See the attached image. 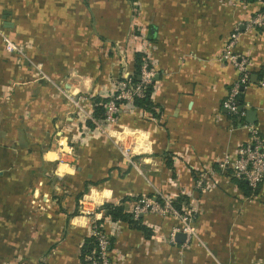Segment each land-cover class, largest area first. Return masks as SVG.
<instances>
[{
    "label": "rangeland",
    "instance_id": "obj_1",
    "mask_svg": "<svg viewBox=\"0 0 264 264\" xmlns=\"http://www.w3.org/2000/svg\"><path fill=\"white\" fill-rule=\"evenodd\" d=\"M218 1L237 7L253 0ZM255 1L259 8L242 23L248 34L257 35L264 19L261 26L253 20L264 13V0ZM156 10L154 0H0V48L5 52L0 64V264H81L79 244L90 232L102 239L114 236L118 245L88 264L124 263L146 255L144 234L104 217L105 202L139 211L153 242L168 243H175L177 231L187 233L186 243L196 239L200 203L216 191L240 200L246 211L264 208V177L259 193L250 197L224 183L234 175L228 165L239 157L240 149L264 144L259 129L245 125L239 114H228L227 124L231 134L240 136L239 143L212 157V162L199 160L185 145L171 148L169 142L164 151L155 152L149 134L140 146L138 130L145 128L150 116L122 102L123 96L117 98L118 116L111 107L110 118H92V96L102 95L110 102L116 94L126 93L121 83L133 72L135 52L143 53V61L152 65L150 71L142 68L140 78L148 82L156 77L152 51L158 40L151 24V18L159 16ZM236 27L237 23L217 55L237 73L225 97L254 67L252 46L239 51L237 42L229 49ZM225 50L228 60H223ZM238 54L243 62L241 57L232 58ZM249 80L248 76L245 84ZM137 89L129 83L130 91ZM89 118L95 127L86 125ZM108 168L112 176L100 183ZM87 178L94 182L87 192L96 186L110 190L109 196L97 203L83 194L76 202ZM74 212L84 220L71 227ZM101 218L104 232L95 224ZM255 263L264 264V259Z\"/></svg>",
    "mask_w": 264,
    "mask_h": 264
},
{
    "label": "crops",
    "instance_id": "obj_2",
    "mask_svg": "<svg viewBox=\"0 0 264 264\" xmlns=\"http://www.w3.org/2000/svg\"><path fill=\"white\" fill-rule=\"evenodd\" d=\"M154 4L159 16L151 18L155 27L154 36L158 40L157 47L152 51L156 67L152 99L161 110L158 118L143 112L149 114L150 119L144 129L138 130V144L143 147L149 134L155 152L164 151L165 144L169 142L171 148L179 149L185 145L183 148H192L199 160L212 162V157L239 143L240 136L228 130V113L222 107V99L237 73L230 65L217 59L235 23L242 32L237 49L244 51L252 46L254 66L249 74V83L239 95L243 108L239 115L245 125L257 127L264 136V26L257 35L248 34L242 23L255 13L259 3L257 5L253 0L230 7L218 0H154ZM94 16L90 11L92 21ZM4 58L5 52L0 48L2 65ZM87 82L85 88L86 85L88 88L91 86ZM249 108L256 113L253 123L246 121L245 110ZM130 131L135 132L134 129ZM162 164L166 165V160ZM175 165L172 161V166ZM106 171V179L95 181L107 182L112 170L108 168ZM86 181L90 179H85L84 183ZM224 183L230 189V183L238 189L231 179ZM109 191L91 186L84 198L100 203L109 196ZM212 196L201 200L195 223L196 239L186 243V235L182 242L175 240V243H168L153 242L151 236L144 237L146 255L129 257L124 263L114 264H220L234 257L238 264L262 261L264 208L246 211L239 205L240 200L224 192L216 191ZM43 198L47 201V193ZM83 220V216L75 215L69 220L70 226L80 225ZM164 228L168 229V225ZM117 245L115 237L114 251ZM251 256L253 260H250Z\"/></svg>",
    "mask_w": 264,
    "mask_h": 264
},
{
    "label": "trees",
    "instance_id": "obj_3",
    "mask_svg": "<svg viewBox=\"0 0 264 264\" xmlns=\"http://www.w3.org/2000/svg\"><path fill=\"white\" fill-rule=\"evenodd\" d=\"M133 72L131 75H129V82L133 85L137 86L138 84H141V91L140 94L134 93L132 96V100L128 102L125 99H122V102L127 103L128 105H131L136 110L148 112L151 114L152 117L158 118L160 116V110L161 107L154 103L152 99V92L154 91V85L153 81L151 80L149 83H141L140 75L142 73V68L144 65L143 61V53L141 52H135L133 55ZM146 69L151 70L152 65L150 63H146L145 66ZM121 77H122V73ZM123 79V78H121ZM126 80V78H125ZM109 99L108 97H103L102 95H94L91 97V105H92V118L98 121H101L106 116V108L107 103ZM120 100H116L115 104L118 107V111L116 112V115L118 116L120 113ZM239 102L242 104V97L239 100ZM240 114V113H238ZM235 115V114H230ZM240 120L243 121V118ZM86 125L88 127H95V123L92 121L91 118L86 119ZM171 164V161H168V165ZM171 166V165H170ZM264 177V176H263ZM231 180L235 183V185L238 187V189L242 192V194L245 197H250L252 195H257L260 191L262 180L255 186L249 185V183L240 177L232 176ZM90 181H86L84 183V189L83 191H80L76 195V202L77 200L87 192L88 184ZM104 217H109L111 221H120L125 222L128 225H130L132 228L141 231L145 237H150L152 231L149 229L148 226H146L143 223V215L137 214L135 215L131 210L126 208L123 204H113L109 202H105L102 205ZM62 210V209H61ZM76 215V212L72 214V216ZM70 216L67 215L65 218V222L67 223ZM102 218L95 221V224L98 225V231L104 232L103 227L101 226ZM108 244L106 245V251H110L109 254L112 252L114 247V236H107ZM100 256V246H99V237L95 232H90L89 235H86L83 237L81 243L79 244V261L81 264H88L94 257ZM110 256V255H109ZM111 259V256H110ZM109 261V259H108ZM110 264V261H109Z\"/></svg>",
    "mask_w": 264,
    "mask_h": 264
},
{
    "label": "built area",
    "instance_id": "obj_4",
    "mask_svg": "<svg viewBox=\"0 0 264 264\" xmlns=\"http://www.w3.org/2000/svg\"><path fill=\"white\" fill-rule=\"evenodd\" d=\"M244 1V0H242ZM263 19H264V13L263 14H258V18L254 19L253 21L258 25L261 26L263 23ZM255 27V26H254ZM239 27H236L234 29V32L231 34L230 36V44H229V49H231V46H234L237 42H238V38L239 35L241 34L240 31H238ZM226 53H224V59L223 60H228V54H227V50H225ZM242 58V56L240 54L238 55H232V58L235 60L237 58ZM243 60H241V62H243ZM146 63H144L143 68H145ZM245 70H247V67L243 68ZM148 70V69H146ZM150 71V70H149ZM143 72V69H142ZM250 74V73H249ZM248 73L245 72L243 74V77H241L240 80H238V82L235 85V90H233L232 92H230L225 99L222 101V107L227 111L228 114H238L240 113L238 111L240 104H239V93L241 90V87L245 86V82L247 81L248 78ZM126 80H123L121 83V86L125 89L126 88V93L123 94L122 91V95H117L116 94V99H114L113 101H108L107 103V108H106V115L107 118H110V115L112 114V112L110 111L111 107H114L115 109V113L119 110L118 107L115 104V101L118 99H121L123 96V99L127 100L128 102H130L132 100V96L134 93L136 94H140L141 91V84L137 85V90L134 91H130L129 90V75L125 77ZM151 80H149L148 82L144 81L143 78L141 79V83H149ZM237 88V89H236ZM240 89V90H238ZM118 98V99H117ZM117 110V111H116ZM238 158L235 159L234 162H232L231 164H229L228 166H230L231 168H233V173L234 176L236 177H240L245 179L249 185L255 187L263 178L264 176V144H260V145H250L247 146V148L245 149H240L238 151ZM224 161H221L220 164L222 166H224ZM226 162V159H225ZM134 214H141L139 211H134ZM185 232V231H183ZM186 233V232H185ZM187 235V233H186ZM107 238V237H106ZM103 240H106V243H103ZM108 244V239H102L99 238V246H100V256L101 254H103V252L106 250V245ZM103 257V255L101 256ZM103 263H106V261H104ZM108 264V263H107Z\"/></svg>",
    "mask_w": 264,
    "mask_h": 264
},
{
    "label": "water",
    "instance_id": "obj_5",
    "mask_svg": "<svg viewBox=\"0 0 264 264\" xmlns=\"http://www.w3.org/2000/svg\"><path fill=\"white\" fill-rule=\"evenodd\" d=\"M243 89V87H241V90ZM241 99V97H239V100ZM239 112H242L243 111V108L242 106L240 105L239 109H238ZM245 117H246V121L249 122V123H253L255 121V118H256V113L254 111V109H246L245 110ZM174 239L176 241H184L186 239V233L183 232V231H178L177 233L174 234Z\"/></svg>",
    "mask_w": 264,
    "mask_h": 264
}]
</instances>
